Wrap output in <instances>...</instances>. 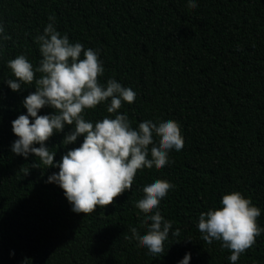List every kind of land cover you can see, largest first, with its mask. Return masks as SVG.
<instances>
[{"label":"trees","instance_id":"16d2710c","mask_svg":"<svg viewBox=\"0 0 264 264\" xmlns=\"http://www.w3.org/2000/svg\"><path fill=\"white\" fill-rule=\"evenodd\" d=\"M195 3L190 9L188 0H0V264H180L187 253L189 264H232L222 241L209 245L198 229L199 215L221 207L232 192L261 210L257 224L264 229V0ZM50 16L70 43L98 51L101 84L115 79L136 93L116 113L107 112L111 98L85 109L86 121L126 114L136 129L144 121L172 120L184 141L164 167L137 170L130 190L87 215L74 213L64 191L46 183L57 167L11 151L18 139L12 121L27 114L23 101L43 74L14 92L7 62L22 54L34 71L40 66L35 37ZM54 111L45 106L38 115ZM72 130L66 124L45 142L54 163L82 144L83 135L62 143ZM33 162L41 167L31 168ZM157 179L174 187L150 213L158 210L172 222L164 252L154 256L127 237L132 227L146 234L135 203ZM236 264H264V232Z\"/></svg>","mask_w":264,"mask_h":264},{"label":"clouds","instance_id":"9594fccd","mask_svg":"<svg viewBox=\"0 0 264 264\" xmlns=\"http://www.w3.org/2000/svg\"><path fill=\"white\" fill-rule=\"evenodd\" d=\"M188 8L195 9V0H188ZM47 24L42 35L35 37L42 55L40 66L34 71L25 55H19L7 62V67L15 79L6 83L14 92L22 84H32L35 73L43 75L35 80V91L23 101L27 114H21L12 121V131L18 139L11 145V151L25 158L33 154L42 165L57 167L58 173L51 174L46 183L57 184L71 204L74 213L91 214L96 208H105L115 199L130 190L137 170L147 167H164L170 150H182L184 141L177 122L168 120L159 124L152 121L139 123L133 129L126 114L115 118L105 117L95 123L86 121L82 115L85 109H94L107 101L108 113H116L122 102L133 103L136 93L123 87L115 79L106 85L99 82L104 68L98 51L84 49L77 43H70L68 36L54 27L55 17ZM4 28L0 25V33ZM10 39V37H4ZM83 54V58H81ZM45 106L53 108L54 114L38 115ZM29 117L34 118V122ZM73 126L62 143L72 144L83 135L79 147L73 148L54 163L55 153L50 152L45 142L54 134L62 132L65 125ZM153 134L159 138L154 143ZM39 144L40 147H33ZM149 145L151 159H148ZM41 163H31V168H40ZM25 176L29 170H24ZM174 185L157 179L143 187L144 197L135 207L145 214L143 225L147 232L141 235L137 228H130L137 247L146 248L152 255L164 252V241L168 238L172 222L165 220L158 209L161 200ZM221 207L209 209L199 215L198 229L202 240L211 245L213 240L222 241V247L230 250L229 260L236 264L240 255L256 242V237L264 232L257 224L261 210L252 205L240 192L225 194ZM150 222V223H149ZM179 236L180 230L172 233ZM191 254L187 253L180 264H189Z\"/></svg>","mask_w":264,"mask_h":264}]
</instances>
